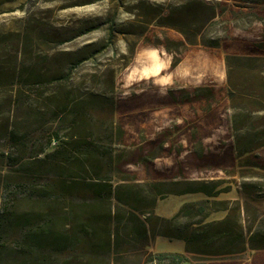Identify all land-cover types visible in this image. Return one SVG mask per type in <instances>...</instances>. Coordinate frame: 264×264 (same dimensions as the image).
<instances>
[{"label":"rangeland","instance_id":"obj_1","mask_svg":"<svg viewBox=\"0 0 264 264\" xmlns=\"http://www.w3.org/2000/svg\"><path fill=\"white\" fill-rule=\"evenodd\" d=\"M201 1L215 5V18L180 26L185 11L177 9L188 0H0V70L51 73L81 60L67 86L90 113L94 138L111 152L114 197L151 204L155 185L169 192L170 182L214 183L221 191L215 197L166 193L155 199L156 211L172 219L185 203L227 201L228 211L206 204L203 214L180 215L172 224L196 228L232 213L245 249L204 261L184 252L183 264H264V0ZM172 12L175 18L164 19ZM39 138L43 131L32 141L44 143ZM15 168L0 162V182ZM36 185L43 189V180ZM113 205L126 209L115 199ZM49 208L43 199L19 201L23 211ZM56 230H63L57 221ZM154 239L159 252L183 250L175 246L182 240L156 236L143 247L124 244L109 259L77 251L31 254L14 236L0 241V261L145 264L159 254L151 250Z\"/></svg>","mask_w":264,"mask_h":264},{"label":"trees","instance_id":"obj_2","mask_svg":"<svg viewBox=\"0 0 264 264\" xmlns=\"http://www.w3.org/2000/svg\"><path fill=\"white\" fill-rule=\"evenodd\" d=\"M215 10L213 4L188 0L177 9V12L185 11V16L180 17L183 23L179 24L187 26L190 20L203 25L215 18ZM163 17L173 19L174 12ZM166 24L176 26L172 22ZM80 62L78 59L66 70L51 73L36 67H27L19 73L0 70V83H5L0 100V162L6 168L21 169L15 168L19 172L14 174L9 171L0 182V241L6 243L10 237L20 236L21 242L32 249L31 254L43 250L60 256L77 251L109 259L116 257L124 244L143 247L150 239L162 236L182 240L185 254H197L201 256L197 258L199 261L206 260L205 257L225 259L241 254L246 239L237 216L232 213L196 228L182 230L172 224L180 215L203 214L206 204L214 205V211H228L227 201L185 203L172 219L159 217L153 211L155 199L163 198L166 193L215 197L221 191L214 183L170 182L166 184L172 188L169 192L155 185L151 204L145 202L146 198L114 197L111 152L104 150L94 138L90 113L83 100L67 86L72 70ZM21 77L25 79L20 81ZM15 80L18 83L14 89ZM50 85L55 88H49ZM25 94H29L27 100ZM16 111L22 112L23 117L19 119ZM42 131L43 138L39 140L43 139L44 143L32 141ZM27 158L31 161L25 165L23 161ZM42 180L43 189H39L36 184ZM21 198L43 199V204L50 208L43 213L23 211L19 209ZM113 199L126 209L115 207ZM56 221L62 231L56 230ZM187 259L186 255L177 253L149 254L145 264H183ZM24 263L0 261V264ZM58 263L43 261V264ZM85 264L138 263L90 261Z\"/></svg>","mask_w":264,"mask_h":264},{"label":"crops","instance_id":"obj_3","mask_svg":"<svg viewBox=\"0 0 264 264\" xmlns=\"http://www.w3.org/2000/svg\"><path fill=\"white\" fill-rule=\"evenodd\" d=\"M190 202V201H189ZM159 204V201H156V203H155V205H154V209H153V211H154V213H155V215H157V216H159V217H165V218H170L171 216H167V215H159V213L156 211V208H157V205ZM167 242H169V241H167ZM150 243H151V250L155 253H177V254H184V243L182 242L181 243V241H178L177 242V244H175L173 241H171V242H169V243H173V244H175V246L176 247H179V246H181L182 248H183V250H179V251H171V252H159L157 249H156V247L160 244L158 241H157V239H154L153 241L151 240L150 241ZM166 243V242H165ZM165 243H163V244H165Z\"/></svg>","mask_w":264,"mask_h":264}]
</instances>
